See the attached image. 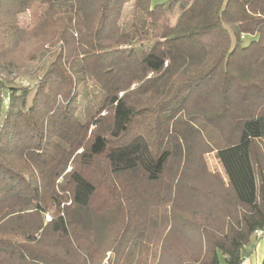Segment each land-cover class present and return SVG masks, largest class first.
Listing matches in <instances>:
<instances>
[{
    "label": "trees",
    "instance_id": "1",
    "mask_svg": "<svg viewBox=\"0 0 264 264\" xmlns=\"http://www.w3.org/2000/svg\"><path fill=\"white\" fill-rule=\"evenodd\" d=\"M261 139L264 0H0V264H240Z\"/></svg>",
    "mask_w": 264,
    "mask_h": 264
},
{
    "label": "rangeland",
    "instance_id": "2",
    "mask_svg": "<svg viewBox=\"0 0 264 264\" xmlns=\"http://www.w3.org/2000/svg\"><path fill=\"white\" fill-rule=\"evenodd\" d=\"M167 0H153V4L156 3H163ZM188 4L182 3L180 5L174 4L171 9L166 13L164 21L168 24L174 25L177 21V18L179 14L184 10L185 7H187ZM130 11V5H126L124 9V16L126 17L128 12ZM30 15L28 13L21 14L18 17V24L20 27H25L30 23ZM244 41H247V38H244ZM53 50V48L51 49ZM52 56V51L49 52L46 56L43 57L41 61L32 62L29 64L28 68L20 73H11L9 77H15L16 81L13 82V85H23V86H31L34 84L32 82L35 77V71L36 69H39L42 65H44ZM1 75H5L4 72L1 73ZM6 77V75L4 76ZM103 101L102 93L100 92V89L94 85L89 84L85 91L82 93V104H81V110L79 114V119L82 122H85L88 118L92 116V114L100 107ZM8 102L4 101V106L6 107ZM258 144L260 145L263 153H264V139H261L258 141ZM205 164L209 171L211 173L219 172L220 171V165L217 159L215 158L214 153H208L204 156ZM45 223L50 221V217L48 215H45L44 217ZM111 257L110 253L107 254L106 259L104 260V264H107L108 258ZM113 258V257H112Z\"/></svg>",
    "mask_w": 264,
    "mask_h": 264
},
{
    "label": "crops",
    "instance_id": "3",
    "mask_svg": "<svg viewBox=\"0 0 264 264\" xmlns=\"http://www.w3.org/2000/svg\"><path fill=\"white\" fill-rule=\"evenodd\" d=\"M262 236L254 237L253 241L242 250L240 264H264V229Z\"/></svg>",
    "mask_w": 264,
    "mask_h": 264
},
{
    "label": "built area",
    "instance_id": "4",
    "mask_svg": "<svg viewBox=\"0 0 264 264\" xmlns=\"http://www.w3.org/2000/svg\"><path fill=\"white\" fill-rule=\"evenodd\" d=\"M255 236H256V237H260V236H262V232H261V230L256 231V232H255Z\"/></svg>",
    "mask_w": 264,
    "mask_h": 264
}]
</instances>
